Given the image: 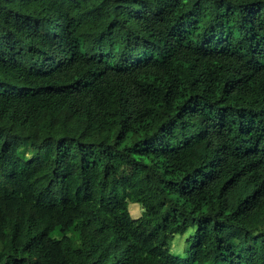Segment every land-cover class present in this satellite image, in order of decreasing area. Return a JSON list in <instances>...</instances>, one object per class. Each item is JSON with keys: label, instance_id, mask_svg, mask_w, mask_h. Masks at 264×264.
Returning <instances> with one entry per match:
<instances>
[{"label": "trees", "instance_id": "trees-1", "mask_svg": "<svg viewBox=\"0 0 264 264\" xmlns=\"http://www.w3.org/2000/svg\"><path fill=\"white\" fill-rule=\"evenodd\" d=\"M0 264H264V0H0Z\"/></svg>", "mask_w": 264, "mask_h": 264}, {"label": "rangeland", "instance_id": "rangeland-1", "mask_svg": "<svg viewBox=\"0 0 264 264\" xmlns=\"http://www.w3.org/2000/svg\"><path fill=\"white\" fill-rule=\"evenodd\" d=\"M129 211L132 217L136 218L141 213V208L138 203H130ZM193 229H189L184 234H175L170 241V252L172 255L185 258L187 256V249L189 247V242L187 240L188 236L192 233Z\"/></svg>", "mask_w": 264, "mask_h": 264}]
</instances>
